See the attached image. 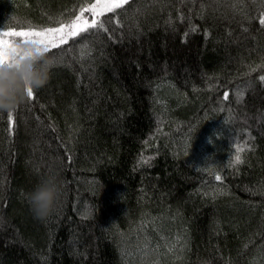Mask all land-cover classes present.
<instances>
[{
	"label": "trees",
	"instance_id": "1",
	"mask_svg": "<svg viewBox=\"0 0 264 264\" xmlns=\"http://www.w3.org/2000/svg\"><path fill=\"white\" fill-rule=\"evenodd\" d=\"M94 2L0 0V32ZM262 13L131 0L52 48L35 98L0 111V264H264ZM53 172L63 195L38 219L28 194Z\"/></svg>",
	"mask_w": 264,
	"mask_h": 264
},
{
	"label": "clouds",
	"instance_id": "2",
	"mask_svg": "<svg viewBox=\"0 0 264 264\" xmlns=\"http://www.w3.org/2000/svg\"><path fill=\"white\" fill-rule=\"evenodd\" d=\"M25 54L15 66L0 65V111H12L27 99V89L43 87L49 80L55 59L33 51L31 44L18 45ZM31 53V54H28ZM63 195V182L55 172L47 175L28 194L31 211L45 219L56 210Z\"/></svg>",
	"mask_w": 264,
	"mask_h": 264
},
{
	"label": "snow or ice",
	"instance_id": "3",
	"mask_svg": "<svg viewBox=\"0 0 264 264\" xmlns=\"http://www.w3.org/2000/svg\"><path fill=\"white\" fill-rule=\"evenodd\" d=\"M131 0H95L94 3L81 7L80 12L70 22H61L59 27H47L42 30L29 28L26 31L8 30L0 32V65H7L9 67L15 66L18 61L24 59L25 54L21 52L15 37L21 38L24 44H31L34 46L33 51L40 54H47L52 48L59 47L60 44L66 43L67 39L79 35L82 32H89V30L107 32L108 28L105 26L106 22L119 24V20L115 17H108L105 21L101 17L106 13H115L117 9L124 8ZM88 12L92 15V20L85 17L84 13ZM259 25L264 28V13L259 18ZM31 54V53H28ZM264 80V76L260 77ZM35 98V92L29 88L27 89V99L29 101ZM225 94V99H227ZM7 113L10 123H14L12 111H4ZM245 149L237 147V155L235 157V164L242 163L239 153ZM147 163V160L144 161ZM220 180L219 175L216 176Z\"/></svg>",
	"mask_w": 264,
	"mask_h": 264
}]
</instances>
